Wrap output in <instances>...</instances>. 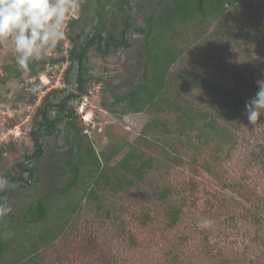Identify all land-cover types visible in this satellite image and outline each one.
<instances>
[{"label": "rangeland", "instance_id": "obj_1", "mask_svg": "<svg viewBox=\"0 0 264 264\" xmlns=\"http://www.w3.org/2000/svg\"><path fill=\"white\" fill-rule=\"evenodd\" d=\"M130 2L140 5L133 7L128 23L131 27L125 31L124 40L128 46H113L108 54H100L96 48L89 50L85 66L86 76L91 81L80 103L79 99L72 97L83 96L79 94L75 81L77 62L68 75L69 81H66V71L71 65L68 61L57 64L49 62L39 76L30 77L26 72L18 75L11 44H2L0 143L11 142L21 162L7 176L10 189L0 193V199L6 200L12 208L10 214L26 215L31 207L37 205L38 199L55 188H63L71 178L65 160L76 148L73 135L67 136V140L63 136L56 140L43 139L48 148L38 161L28 162L23 157L32 155L35 150L30 132L35 127L37 110L45 104L44 98L49 92L59 90L57 102L64 97H72L68 105L71 109L76 108L77 112L79 110L77 124L86 127L84 133L100 157L103 152L111 154L109 152L115 146L118 148L123 141L134 143L150 120L145 113L119 118L108 113L102 105L103 100H110L111 94L125 96L143 78L146 56L143 30H146V18L156 0ZM78 3V10L66 22L62 51L55 49L42 60L68 56L72 48L67 39L69 32L78 39L79 45L86 43L99 18V8L95 0H78ZM235 15L239 26L254 31L263 41L260 45H249L243 41L232 43L225 40L224 44L212 50L214 55L218 54L215 56L217 59L194 52L185 60L188 76L185 84H194L192 80L199 76L203 83L215 88L232 89L238 79L245 80L252 84L243 94L246 105L258 91L257 80L264 79V4L259 0H248L236 10ZM73 19L80 21L71 29L69 23ZM102 47L104 49V43ZM6 64L7 69L4 67ZM179 68V65H175L173 71ZM41 77L46 82L50 79V83H44ZM35 84L44 86L36 94L31 91ZM20 94L25 95L24 101L16 99ZM32 94L36 96L33 103L29 102ZM189 99L208 112L215 111L222 101L216 94L208 92L206 87L191 90ZM243 110V127L230 128L232 138L230 142L223 143L217 155L216 142L204 145L196 133L190 136L192 145L184 137H173L166 145L163 142L158 144L165 148V156H178L182 162L175 164L165 156L146 150L147 156L151 153L152 157L160 158L159 167L148 175L146 183L139 188L118 194L109 193L100 210L96 201L87 200L86 196L83 199V191H75L72 194L75 202L81 200L77 203L81 204L79 211L70 216L58 240L35 253L36 262L264 264V165L261 160L264 116L256 125H252L247 119L245 106ZM126 150L111 161V166L122 159ZM9 158L8 166L12 168L14 156L9 155ZM25 168H35L39 178L20 188L12 184L15 179H11L22 175ZM23 176L27 179L28 172ZM166 188L169 190L167 198L160 199L158 193ZM173 207L180 209L176 224H172L169 217ZM66 217H54L52 223L64 224L69 218ZM205 218L213 221L212 227L198 228L197 224ZM22 240L24 245L31 246L28 241Z\"/></svg>", "mask_w": 264, "mask_h": 264}, {"label": "trees", "instance_id": "obj_2", "mask_svg": "<svg viewBox=\"0 0 264 264\" xmlns=\"http://www.w3.org/2000/svg\"><path fill=\"white\" fill-rule=\"evenodd\" d=\"M95 1L100 16L94 27L96 35L113 42L119 40L131 27L128 24L130 17L127 11V8L132 10L130 1ZM246 1L248 0H156L150 15L146 18V30H143L146 56L140 84L123 97L111 94L110 100L102 102L108 113L119 118L129 114L145 113L150 116V120L134 143L123 141L118 148L115 146L109 152L111 154L103 152L100 157L93 143L84 133L86 127L77 124L79 116L76 108L71 109L72 120L68 124V129L76 136V148L65 160L71 175L70 181L63 188H55L47 192L26 215L9 214L0 218V264H38L35 253L58 240L64 233L70 216L79 211L81 204L77 203L81 200L75 202L72 195L75 191L79 189L83 191V199L86 196L87 200L96 201L100 210L103 207L102 202L108 199L106 196L109 193L118 194L137 189L146 183L148 175L159 167L160 158L152 157L151 153L147 156L145 151L151 150L162 157L166 155L165 148L159 146L158 142L168 144L169 139L173 137L179 139L184 137L192 145L190 136L196 133L197 138L204 145L216 142L215 155L222 149L223 143L230 142L233 133L230 128L241 129L245 122L242 119L245 106L243 94L252 84L238 79L232 89L215 88L203 83L198 76L192 80L194 84L186 85L188 76L185 72V60L194 52L217 59L215 56L218 54L214 55L212 50H215L219 44H224L225 40L232 43L243 41L249 45H260L262 38L250 29H243L235 20L236 10ZM259 1L264 4V0ZM79 21V19L71 20L70 28L73 29ZM97 36L93 38L94 41H97ZM67 39L72 44L68 56L53 57L50 60L41 59L32 63L27 71L20 69L16 71L18 75L26 72L32 77L42 73L49 62L57 64L68 61L71 65L66 71L67 81L74 64L82 56L81 71L77 78V90L83 95L82 98L79 97L80 103L91 81V78L86 76L87 69L84 64L87 51L82 55L84 46H79L78 39L71 32L67 34ZM63 44L64 42L61 41L56 49L60 51ZM2 47L3 45L0 44V49ZM175 65H179L178 71H173ZM15 66L17 67L16 64ZM4 67L7 69L8 65ZM43 87L41 85L40 90ZM203 87L222 99L213 112L204 110L201 105L189 99L191 90H202ZM55 93H59V90L48 93L44 100H49ZM24 96L20 94L16 99L24 101ZM35 98L36 96L32 94L29 102L33 103ZM65 100L66 98L63 99ZM42 109L43 106L39 108L40 113ZM30 138L37 147L38 139L34 131L30 132ZM198 145L201 146L200 143ZM124 150L126 151L122 159L111 166V161ZM16 153L11 142L0 146V176H9L13 167L21 165L20 157ZM39 153L40 149L36 148L33 155ZM9 155L14 156L12 168L8 166ZM23 157L27 161L32 158L29 155ZM165 158H169L168 161L175 164L182 162V158L178 156L174 158L165 156ZM261 160L264 165L263 145ZM168 193L169 190L166 188L158 193V197L165 200ZM62 215L69 218L66 217L64 224L54 225L53 218ZM179 216L180 209L171 208L169 217L172 224L177 223ZM9 233L14 234L9 235ZM22 239L28 241L31 246L24 245ZM88 244L90 245L89 242Z\"/></svg>", "mask_w": 264, "mask_h": 264}, {"label": "clouds", "instance_id": "obj_3", "mask_svg": "<svg viewBox=\"0 0 264 264\" xmlns=\"http://www.w3.org/2000/svg\"><path fill=\"white\" fill-rule=\"evenodd\" d=\"M78 8V0H0V44H11L18 69L27 71L32 63L52 53L64 40L66 22ZM256 83L258 91L245 105L252 125L264 116V79ZM40 88V84H35L31 91L36 94ZM10 187L9 179L0 176V193ZM11 212L8 202L0 199V218ZM212 225L213 221L205 218L197 227L208 229Z\"/></svg>", "mask_w": 264, "mask_h": 264}, {"label": "flooded vegetation", "instance_id": "obj_4", "mask_svg": "<svg viewBox=\"0 0 264 264\" xmlns=\"http://www.w3.org/2000/svg\"><path fill=\"white\" fill-rule=\"evenodd\" d=\"M135 5L139 7L140 4L135 3L133 5V3L130 2V7L132 6V10H133V7ZM132 10L127 8L129 17L131 16ZM99 19H100V16L97 19V21ZM96 24H97V22H96ZM95 25L93 26V30L90 33L89 38L86 40V43L83 44L84 49L82 50V55L85 54L86 51H87L86 52V55H87L91 48H96L100 52V54H105V53L108 54L111 47H113V46L119 47V46H123V44H125V45L127 44V43H125V40H124L125 33L123 34V37H121V39L115 40L114 42L112 40H104L102 37L96 35V31L94 29ZM95 36H97V41H94V39H93ZM103 43H104V49L102 47ZM79 46H81V44ZM126 46H128V44ZM81 63H82V56H81V58H79V60L77 62V77L75 79L76 83H77L78 75L80 74V71H81ZM84 64H85V62H84ZM59 96H60V94H58V93L53 94L49 98V100H47L45 102V104L42 105L43 106L42 112L40 113L39 109L37 110L35 127H34V130H31V132L34 131L36 133V137H37L38 141L36 142L37 147H35V150H36V148H39L40 153L35 156V155H33L35 152V150H34L32 155H30V156H32V158L30 160H28V162L38 161L39 159L44 157L45 149L48 148L47 144H46L47 142H43V139H45V138H47V139L53 138L54 140H56L58 138H62L61 136H63L64 140H67V138H66L67 136L73 135L75 140H76V136H75L74 132H72L68 129V124L72 120V118L70 117L71 107L68 104L71 103L72 97H75L77 99H79V97H78V95L72 96V97L68 96V97H64V98H66L65 101H63L64 98H62L61 102H57V99L59 98ZM76 112H77V110H76ZM77 113H78V115H80L79 110ZM25 172H28V178L27 179H25L23 176L25 174ZM35 172H36L35 168H30V169L25 168V171L22 172V175H17L11 179V180L15 179L12 184L15 183L21 188V187H25L27 184L33 183L35 178L36 179L39 178L38 174ZM28 180H29V182H28Z\"/></svg>", "mask_w": 264, "mask_h": 264}, {"label": "built area", "instance_id": "obj_5", "mask_svg": "<svg viewBox=\"0 0 264 264\" xmlns=\"http://www.w3.org/2000/svg\"><path fill=\"white\" fill-rule=\"evenodd\" d=\"M44 76L46 77L47 75H44ZM44 76H43V77H44ZM43 77H41L40 79L42 80V79H43ZM47 77H48V76H47ZM49 80H50V79H49ZM49 80H48V82H46L45 80H42V81H44V83L48 84V83H50V81H49ZM46 84H45V85H46ZM87 125H88V124H87Z\"/></svg>", "mask_w": 264, "mask_h": 264}]
</instances>
